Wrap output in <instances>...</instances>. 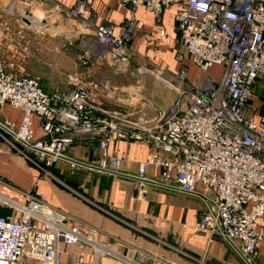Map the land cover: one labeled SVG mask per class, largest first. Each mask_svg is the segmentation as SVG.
Masks as SVG:
<instances>
[{
    "label": "built area",
    "instance_id": "built-area-1",
    "mask_svg": "<svg viewBox=\"0 0 264 264\" xmlns=\"http://www.w3.org/2000/svg\"><path fill=\"white\" fill-rule=\"evenodd\" d=\"M21 2L33 6L29 0ZM119 2L132 12L142 6L156 18L166 8L176 9L178 70L172 75L154 68L162 83L176 86L174 100L149 118L140 115L145 106L103 109L81 70L70 74L64 89L46 91L39 76L8 70L0 58V108L8 104L22 112L18 125L0 120V135L33 162L26 152L37 156L43 162L37 165L48 174L47 167L60 159L71 168L116 174L124 155L109 152L112 142L147 144L149 153L131 175L138 185L148 181L201 197L205 209L191 228L205 234L208 243L225 239L246 264H257L264 253V101L255 104L253 97L256 81L264 78V0ZM91 4L76 0L72 7L55 4L51 11L74 20L80 33L91 37L79 56L81 68L87 72L105 62L118 74L128 73L133 23L122 34L110 24L93 25ZM190 65L202 79L188 80ZM215 65L220 66L217 80L209 74ZM33 116L39 119L40 136ZM76 138L97 141V165L66 155ZM149 168L158 170L157 177L149 176ZM0 207L6 209L0 213V264H59L61 244H89L96 259L119 254L112 243L99 242L96 228L88 226L87 234L55 219L35 193L2 184ZM76 264H84L83 258Z\"/></svg>",
    "mask_w": 264,
    "mask_h": 264
},
{
    "label": "crops",
    "instance_id": "crops-1",
    "mask_svg": "<svg viewBox=\"0 0 264 264\" xmlns=\"http://www.w3.org/2000/svg\"><path fill=\"white\" fill-rule=\"evenodd\" d=\"M11 1L0 0V9ZM29 2L36 8L48 9L55 4L72 7L76 0ZM22 7H25L23 3ZM91 8L92 24H110L116 34H122L130 22L133 23L130 41L133 57L128 73L118 74L112 65L105 62L86 68L87 72L79 66L90 85L93 100L99 107L108 110L145 106L140 115L154 116L166 108L176 94V86L162 83L154 71V68H159L173 75L178 70L175 59L176 49L179 48L174 17L176 9L166 8L156 18L142 6L132 12L122 7L119 0H92ZM23 18L22 23L26 24ZM7 19L0 18V34ZM68 20L70 26L76 24L74 20ZM32 27L40 29L42 25ZM30 36L25 32L22 34V48H28L27 37L31 41ZM213 67L209 69V74L217 80L220 72ZM202 77L197 68L189 66L188 80ZM106 87L110 90L104 95L102 92ZM263 101L264 78H260L255 83L253 102ZM21 116L22 112L11 105L0 108V120L7 119L18 125ZM32 121L34 130L40 136L39 119L33 116ZM9 139L0 135V185L9 183L25 192L35 193L47 206L46 210L42 207L40 212L47 215L43 211L49 210L58 221L82 232L87 231V234L88 226L96 228L100 232L99 242L112 243L119 252L116 256L96 259L89 244L81 247L61 244L59 264H76L79 257L83 258L84 264H246L225 239L216 237L208 243L205 234L191 228L190 225L205 209L201 197L148 181H143V186H140L139 181L131 177L137 173L138 162L150 151L147 144L129 140L112 142L109 152L124 155L116 174L85 167L71 168L62 159L47 167L48 174L37 165L43 164L37 156L26 152L37 163L33 162ZM66 155L78 163L97 165L101 151L97 141L76 138L66 149ZM147 173L157 177L158 170L149 168ZM5 211L0 207V213ZM256 262L264 264V253Z\"/></svg>",
    "mask_w": 264,
    "mask_h": 264
},
{
    "label": "rangeland",
    "instance_id": "rangeland-1",
    "mask_svg": "<svg viewBox=\"0 0 264 264\" xmlns=\"http://www.w3.org/2000/svg\"><path fill=\"white\" fill-rule=\"evenodd\" d=\"M50 10L22 7L20 0H13L0 9V18H8L0 34L1 60L8 70L39 76L42 87L48 91L69 86V76L79 70V56L91 42V37L80 33L75 23L70 26L67 17H55ZM27 12L29 20L36 19V22L22 23V16L26 17ZM40 18L42 22H37ZM38 23L42 25L40 29L32 27ZM24 32L31 35V41L27 37L26 49L22 48ZM213 68L219 70L220 66Z\"/></svg>",
    "mask_w": 264,
    "mask_h": 264
},
{
    "label": "water",
    "instance_id": "water-1",
    "mask_svg": "<svg viewBox=\"0 0 264 264\" xmlns=\"http://www.w3.org/2000/svg\"><path fill=\"white\" fill-rule=\"evenodd\" d=\"M24 22L26 23V25H29L31 22L28 18L24 17L23 18ZM40 20H37V22H39Z\"/></svg>",
    "mask_w": 264,
    "mask_h": 264
},
{
    "label": "bare ground",
    "instance_id": "bare-ground-1",
    "mask_svg": "<svg viewBox=\"0 0 264 264\" xmlns=\"http://www.w3.org/2000/svg\"><path fill=\"white\" fill-rule=\"evenodd\" d=\"M28 13H29V12H27V13L25 14L26 17H29V16H30V15H28ZM39 20L41 21V18H40ZM42 20H43V19H42ZM34 21L36 22V19H35ZM41 22H42V21H41ZM38 24H39V23H38Z\"/></svg>",
    "mask_w": 264,
    "mask_h": 264
}]
</instances>
